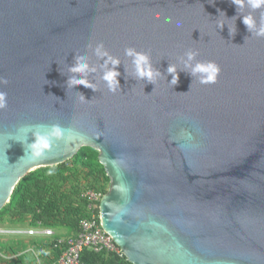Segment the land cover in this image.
<instances>
[{
  "label": "water",
  "instance_id": "1",
  "mask_svg": "<svg viewBox=\"0 0 264 264\" xmlns=\"http://www.w3.org/2000/svg\"><path fill=\"white\" fill-rule=\"evenodd\" d=\"M249 13L259 26L264 7L232 0H0V210L24 176L91 147L110 181L100 224L128 263L264 264V37ZM98 44L120 61L115 92ZM126 48L149 55L153 83ZM198 61L219 65L215 83ZM34 133L50 142L36 160Z\"/></svg>",
  "mask_w": 264,
  "mask_h": 264
},
{
  "label": "trees",
  "instance_id": "2",
  "mask_svg": "<svg viewBox=\"0 0 264 264\" xmlns=\"http://www.w3.org/2000/svg\"><path fill=\"white\" fill-rule=\"evenodd\" d=\"M77 167L90 180L87 185L80 186L79 182H74L68 186L70 179L74 181ZM109 182L103 166L99 163L98 151L91 147H82L69 161L57 166L38 168L20 179L9 202L0 210V223L30 227L41 225L75 232L80 220L90 216L87 203L81 197L82 191L95 189L105 194ZM95 212L98 214L99 209ZM59 251L57 249L56 253ZM108 258L114 256L89 251L82 253L84 264H107ZM116 259L130 264L125 259Z\"/></svg>",
  "mask_w": 264,
  "mask_h": 264
},
{
  "label": "clouds",
  "instance_id": "3",
  "mask_svg": "<svg viewBox=\"0 0 264 264\" xmlns=\"http://www.w3.org/2000/svg\"><path fill=\"white\" fill-rule=\"evenodd\" d=\"M232 3L238 8L243 9L247 6L251 10H257L264 7V0H232ZM242 23L246 26V29L250 33H254L257 37H264V13H262V20L259 26H257L256 20L249 13L247 15H242ZM177 27H180V22H177ZM224 26L223 21L217 22V27L222 28ZM103 44H98L94 49V52L99 57H107L106 64L110 63L112 69L108 70L103 75V80L108 84L109 90L115 92L119 87V82L116 79L120 74L115 71L116 66L120 63L118 58L110 56L106 51L103 50ZM125 55L133 58V64L136 69V75L140 79H144L149 83L154 82V77L158 76L159 73H154L151 67L149 55L146 52H137L134 48H126L124 50ZM188 61H193L198 56V52L189 50L185 53ZM191 66V65H188ZM88 70V64L83 57H77L76 63L71 67L70 72L73 74L84 73ZM192 75L199 77V82L201 84H211L215 83L217 77L220 73V67L213 61L207 62H196L194 67L191 68ZM168 73L172 76L171 85H175L177 81L176 67L175 65H170L167 69ZM8 80L6 78L0 77V87L7 85ZM70 86H80L93 87L84 78H75L73 76L69 80ZM82 100L84 97L80 96ZM7 107V93L0 91V110ZM32 127V126H27ZM62 130L59 126H53L50 135L55 138H60ZM10 135V134H9ZM50 142L48 136H42L34 133L33 142L28 144L25 155L29 156L31 159L36 160L42 158V154L45 150L49 149ZM24 155V156H25ZM23 158V157H22ZM51 174V171L49 172Z\"/></svg>",
  "mask_w": 264,
  "mask_h": 264
},
{
  "label": "built area",
  "instance_id": "4",
  "mask_svg": "<svg viewBox=\"0 0 264 264\" xmlns=\"http://www.w3.org/2000/svg\"><path fill=\"white\" fill-rule=\"evenodd\" d=\"M103 194L100 190L88 189L82 191V199L87 203L90 216L80 220L78 229L69 236L55 235V231L48 227L37 225L29 229H13L0 225V236H23L42 234L48 239V246L54 251L53 260L50 264H84L82 262L83 251H89L96 254H111L114 258L125 259L118 245L113 238L104 231L100 224L99 203ZM18 240L13 239L7 242L9 245H17ZM60 250L58 254L56 250ZM26 253L35 255V264H42L41 257L34 247L26 249H17L16 252L6 253L0 250L1 260H12L19 258Z\"/></svg>",
  "mask_w": 264,
  "mask_h": 264
},
{
  "label": "crops",
  "instance_id": "5",
  "mask_svg": "<svg viewBox=\"0 0 264 264\" xmlns=\"http://www.w3.org/2000/svg\"><path fill=\"white\" fill-rule=\"evenodd\" d=\"M7 221V220H6ZM1 226H5L8 228H13V229H29L31 228L30 226H20V225H15V224H10V223H0ZM52 229V228H51ZM55 231V235H61V236H69L72 233H74V231H70L66 228H62V230H58V229H53ZM16 240H18L17 245H8L7 247L4 249V251L6 253L9 252H16L17 249H26L28 246L29 247H34L36 249V251L39 252L40 257H41V262L42 264H50L51 261L53 260V256H54V251L48 246L49 244L48 239L45 238L42 234H36L33 236L30 235H23L20 236L18 238H16ZM31 254V253H30ZM25 255V256H24ZM23 256L19 257V258H14L12 260H1V262H3V264H35V255L31 254V255H27L24 254ZM116 262V261H115Z\"/></svg>",
  "mask_w": 264,
  "mask_h": 264
},
{
  "label": "rangeland",
  "instance_id": "6",
  "mask_svg": "<svg viewBox=\"0 0 264 264\" xmlns=\"http://www.w3.org/2000/svg\"><path fill=\"white\" fill-rule=\"evenodd\" d=\"M76 169L78 170V172L74 176L75 177L74 181L72 179H70L69 182L67 183V185L71 186L74 182L75 183L79 182L80 186H83L84 184L87 185L88 181L90 179L85 175V172L82 171L79 167H77ZM102 183H104V182H102ZM106 186H107V190H108L109 185H106ZM2 220L5 221V219H2ZM59 229L62 230V228H59ZM18 237H20V236H4V237L0 236V250L4 251V249L7 247V242L10 240L16 239ZM27 255H31V254L27 253ZM121 263L126 264V261L119 262V260L116 258L115 259L114 258H108V262H107V264H121ZM0 264H3V262L0 261Z\"/></svg>",
  "mask_w": 264,
  "mask_h": 264
}]
</instances>
